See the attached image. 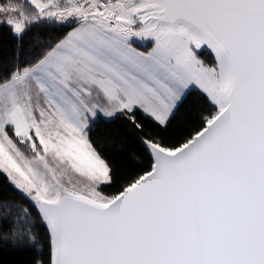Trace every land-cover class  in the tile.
Masks as SVG:
<instances>
[{
  "label": "snow or ice",
  "instance_id": "obj_1",
  "mask_svg": "<svg viewBox=\"0 0 264 264\" xmlns=\"http://www.w3.org/2000/svg\"><path fill=\"white\" fill-rule=\"evenodd\" d=\"M0 30L38 53L0 72V242L32 264H264V0H0ZM194 89L206 112L172 142ZM101 117L146 167L104 153Z\"/></svg>",
  "mask_w": 264,
  "mask_h": 264
},
{
  "label": "trees",
  "instance_id": "obj_2",
  "mask_svg": "<svg viewBox=\"0 0 264 264\" xmlns=\"http://www.w3.org/2000/svg\"><path fill=\"white\" fill-rule=\"evenodd\" d=\"M53 34V38H54ZM21 60L30 59L32 55L38 53L33 51V41L25 37L22 50L18 47V42L13 36L5 30H0V72L10 70L16 62L17 53ZM206 57V53L202 58ZM206 112L202 100V94L194 89L189 96L185 106L177 114L166 133H161L166 139L172 142L183 138L198 127V121L201 113ZM156 131L155 129L153 130ZM93 139L98 140L103 146L102 150L109 155L112 160L125 171V174H132L139 169H132L128 157L135 156L137 163L147 166L146 156L143 152V146L139 143L137 135L133 134L123 117L106 120L100 118L96 123L93 133ZM3 185H0V193H3ZM8 199H16L18 203H23L12 192L7 191ZM43 239V234L41 236ZM46 255V253H45ZM35 253L27 243L13 244L11 242H0V264H32Z\"/></svg>",
  "mask_w": 264,
  "mask_h": 264
},
{
  "label": "crops",
  "instance_id": "obj_3",
  "mask_svg": "<svg viewBox=\"0 0 264 264\" xmlns=\"http://www.w3.org/2000/svg\"><path fill=\"white\" fill-rule=\"evenodd\" d=\"M141 46L144 47L143 44H141ZM102 118H103V117H102ZM104 119H106V120H111V119H113V118H111V119H109V118H104Z\"/></svg>",
  "mask_w": 264,
  "mask_h": 264
},
{
  "label": "rangeland",
  "instance_id": "obj_4",
  "mask_svg": "<svg viewBox=\"0 0 264 264\" xmlns=\"http://www.w3.org/2000/svg\"><path fill=\"white\" fill-rule=\"evenodd\" d=\"M144 45V44H143ZM144 46H146V45H144ZM142 47V46H141ZM143 48V47H142Z\"/></svg>",
  "mask_w": 264,
  "mask_h": 264
}]
</instances>
